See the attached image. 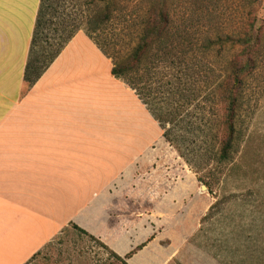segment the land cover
I'll return each instance as SVG.
<instances>
[{"label":"rangeland","instance_id":"374dc122","mask_svg":"<svg viewBox=\"0 0 264 264\" xmlns=\"http://www.w3.org/2000/svg\"><path fill=\"white\" fill-rule=\"evenodd\" d=\"M106 1L45 0L47 14L38 30L33 55L42 54V48L51 42L50 37L61 42L59 38L64 40L79 26L88 27ZM115 1L112 19L92 35L105 50L123 56L136 44L141 21L152 0ZM174 2L176 26L186 30L194 44L185 62L170 64V69L163 70L161 75L176 76V89L183 93L188 109L176 120L175 128L172 124L163 128L136 91L118 79L131 88L135 102L139 100L143 105L141 111L135 108L130 115L133 156L125 166L135 168V182L130 188L140 190L141 185L146 186L141 190L146 198L134 205L120 203L119 210L134 206V210L148 213H190L193 218L199 217L194 238L200 249L213 257V264H264V50L257 69L247 78L231 161L218 162L214 147L219 138L221 113L215 87L227 74L230 59L242 49L224 42L222 46L217 39L225 41L227 36L239 35L247 19L256 16V25L264 26V0ZM34 13L35 0H0V48L10 51L28 44ZM104 55L113 67V58ZM165 132L171 140L164 136ZM119 151L123 148L119 147ZM204 181L210 183L211 190L201 187ZM164 192L178 197L171 198L176 199L174 203L169 202L171 199L159 203L158 197ZM74 225L78 226L73 223L66 228L31 264H123L100 238L86 230V234L81 233ZM206 262L200 260V264Z\"/></svg>","mask_w":264,"mask_h":264},{"label":"crops","instance_id":"0c3cea01","mask_svg":"<svg viewBox=\"0 0 264 264\" xmlns=\"http://www.w3.org/2000/svg\"><path fill=\"white\" fill-rule=\"evenodd\" d=\"M85 25L33 85L24 79L33 32L27 45L0 48V264H31L73 223L127 264H213L194 238L199 217L119 210L146 196L145 183L130 188L135 168L125 166L130 115L143 105L112 75ZM172 197L164 192L158 202Z\"/></svg>","mask_w":264,"mask_h":264},{"label":"trees","instance_id":"16d2710c","mask_svg":"<svg viewBox=\"0 0 264 264\" xmlns=\"http://www.w3.org/2000/svg\"><path fill=\"white\" fill-rule=\"evenodd\" d=\"M116 5L115 0H107L101 12L90 20L88 27H85L86 34L104 54L113 58L112 75L122 79L136 91L139 99L163 128L168 124H172L175 128L176 120L187 111L188 102L183 93L176 89V86H179L176 76L163 77L161 72L170 69V64L181 65L185 62L194 44L186 30L178 29L176 26L175 2L174 0H152L141 21L136 44L123 56H117L105 50L99 39L92 35L104 29L112 19V12ZM44 7L45 0H41L24 74V79L29 85H33L50 67L75 33V30H72L64 40L59 38L61 42H55L56 39L52 40L50 37L51 42L42 48V54L33 55L38 30L43 25V18L47 14ZM257 19V16L247 19L239 35L227 36L225 41H222V38L217 39L222 46L224 42L242 48L240 53L233 55L230 59L227 74L215 87L221 113L219 138L214 147L217 161L220 163L231 161L236 151L237 123L247 78L257 69L259 56L264 50V26H257ZM207 45L208 48L211 47V42L208 41ZM167 134L168 132H165L164 136L171 140ZM204 183L211 190L210 183L208 181ZM74 227L81 233H87L76 225ZM115 256L123 264H127L124 258L116 254Z\"/></svg>","mask_w":264,"mask_h":264},{"label":"water","instance_id":"95a60500","mask_svg":"<svg viewBox=\"0 0 264 264\" xmlns=\"http://www.w3.org/2000/svg\"><path fill=\"white\" fill-rule=\"evenodd\" d=\"M201 187H203L204 189L208 190V187L205 184H202Z\"/></svg>","mask_w":264,"mask_h":264}]
</instances>
